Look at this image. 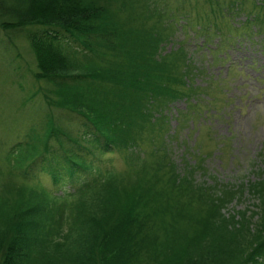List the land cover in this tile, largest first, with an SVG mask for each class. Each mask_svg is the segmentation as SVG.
Masks as SVG:
<instances>
[{
    "label": "trees",
    "instance_id": "1",
    "mask_svg": "<svg viewBox=\"0 0 264 264\" xmlns=\"http://www.w3.org/2000/svg\"><path fill=\"white\" fill-rule=\"evenodd\" d=\"M136 1L139 8L133 7V0L128 4L122 1L129 12L121 17L102 0H0V28L13 33L7 35V44L18 34L33 53L36 64L32 79L37 84L33 95L41 98L38 110L41 109L46 124L41 144L38 136L32 134L27 149L17 152L13 146L5 155L11 165L8 173L11 178L14 171L29 164L24 182L38 185L49 197V203L40 205L38 199L28 200L29 195L20 188L15 189L16 198L12 200L0 192V202L10 204V217L0 222V264H130L143 251H148V261L159 264H165L162 260L172 264H264V241L258 245L254 241L248 251L252 240L248 236L226 240L217 231L214 235L219 237L210 241L204 233L195 237L177 228L182 220L187 221L183 224L186 228L194 221V209L189 213L190 203L217 206L236 192L234 188L225 189L216 196L212 187L194 186L193 174L186 172L177 179L175 166L168 158L171 152L167 147L169 133L164 134V118L150 112L147 116L137 113L135 107L144 105L151 94L163 95L164 101L170 103L163 90L183 86L189 65L182 71L185 56L181 53L161 55L167 39L172 38L170 34L174 35L177 29L165 13L170 6L164 7L163 12L156 1ZM174 11L184 18L177 21L185 23H181V29L187 33L196 30L197 24L203 27L215 22L218 26L211 27L215 34L225 35L226 29L239 33L241 25L246 24L254 29L252 37L264 42V0H180ZM242 38L245 37L237 40ZM214 39L213 33L208 36L209 42ZM237 40H232L228 49L237 46ZM189 92L181 87L173 97L182 98ZM68 113L83 122L82 139L73 140L62 127ZM138 116L142 118L139 120ZM148 116L152 119L146 120ZM134 133L135 142L131 137ZM62 137L75 145L66 148ZM38 145L43 147L41 153ZM141 145L147 155L137 151ZM56 147L61 151H56ZM150 147L162 160L160 169L168 170L164 185L152 190L151 196L166 198L171 202L169 207L163 210L154 206L153 214L141 221L139 217H129V213L120 223L118 217L114 223L101 213L79 209L80 204L116 181L113 172L102 167L104 158L128 156L138 177L141 164L150 156ZM39 165L43 167L40 176L36 174ZM104 178L107 181L99 189ZM150 179L155 180L151 176ZM44 182L47 187L42 185ZM92 187L99 190L93 192ZM261 187L262 183L254 190ZM69 198L75 199L71 217L75 215L78 221L66 226L62 241L54 242L50 226L59 230L60 224L51 220L56 218L55 212L62 213V205ZM153 225L154 239L146 236ZM214 227L225 231L221 224ZM194 237L191 244H184V249L169 259L160 258L166 254L165 249L177 250L170 243H186ZM220 238L226 244L223 248L216 246Z\"/></svg>",
    "mask_w": 264,
    "mask_h": 264
},
{
    "label": "rangeland",
    "instance_id": "2",
    "mask_svg": "<svg viewBox=\"0 0 264 264\" xmlns=\"http://www.w3.org/2000/svg\"><path fill=\"white\" fill-rule=\"evenodd\" d=\"M104 1L112 5L115 15L121 17H125V12H129V7L122 3L132 2L102 0ZM133 1V7L139 8L138 2ZM153 1H156L163 12L164 7L170 6L165 13L173 25L177 24L176 33L170 34L172 38L167 39L161 55L172 53L174 56L181 53L185 56L182 71L186 64L189 65L188 69L185 68L188 75L183 78V86L163 90L164 98L170 99V103L164 101L163 95L155 97L151 94L144 101V105L135 107L136 111L143 116L150 112L155 113L157 118H164V134L169 133L167 147L171 152L168 158L175 166L174 174L177 179L186 172V175L193 174L191 178L195 182L194 186L212 187L216 196L220 195V190L234 188L236 192L231 198L222 199V203L217 206H196L199 201L190 203L189 213L194 209V221L186 228L183 224L187 221L182 220L177 228L191 236L196 235L195 237L204 233L203 236L210 241L219 237L214 235L217 231L226 240H233L235 236L236 239L248 236L252 238L248 247L250 251L254 247V241L256 245L264 241V42H261L259 37L253 38L254 29L246 24L241 25L242 30H239V33L236 29L233 32L226 29L225 35L215 34L211 27L218 26L216 22L203 27L197 24L196 30H188L187 33L181 29L185 23L177 21L178 18H184L178 17L174 11L180 0ZM238 18L236 17V22ZM237 27H240V24H237ZM246 27L250 29H244ZM242 31L248 34L243 35ZM212 33L215 39L209 42L208 36ZM12 34L5 33L0 28V192H4V197L12 200L16 198L15 189L20 188L29 195L28 200L38 199V203L44 205L49 203L46 191L42 192L38 185L23 180L29 164L18 168L20 171H14L10 178L8 168L11 165L5 157L13 146L17 152L26 148L31 143L32 134L38 136V143L41 144L42 135L46 131L43 114L41 109L38 110L42 105L41 98L33 95L37 89V84L32 79L36 64L33 53L28 43L18 34L7 44V35ZM242 36L245 38L238 41ZM232 40H237L238 45L228 49ZM161 86L165 87L166 84ZM181 87L191 92L182 98H174L176 90ZM33 107H36L35 111ZM138 117L139 120L142 118ZM145 119L152 118L148 116ZM63 123L62 127L69 131L73 140L82 139L85 127L79 118L68 113L64 116ZM135 135L136 133L131 135L134 142ZM136 139L138 141L139 137L136 136ZM61 140L66 148L75 145L68 138L62 137ZM38 146V153H41L43 147ZM135 146L136 144H133L132 148ZM57 147L56 151H61V148ZM142 148L143 145L137 151L147 155L148 152ZM153 150L154 148L149 152L147 162L141 164L138 177L133 172V164L128 156L112 155L104 158L102 167L112 171L116 181L111 182L83 205L80 204L79 209L101 213L114 223H117L118 217L120 223L129 213V217H139L141 221L153 214L151 212L154 206L163 210L169 207L171 202L166 198L154 194L151 196L152 190L164 185L163 179L168 172L160 169L162 160ZM42 169V165H39L36 174L40 176L39 170ZM45 175L48 173L45 172ZM150 176L155 180H151ZM106 181L104 178L98 184L99 189ZM261 183L263 187L254 190V186L257 187ZM42 185L47 187L45 182ZM99 189L95 187L92 191ZM74 201L72 198L67 199L65 205H62V213L55 212L56 218L51 220L55 225L59 223V230L62 229L59 231L50 226L54 242L62 241L66 226L78 221L75 215L71 217ZM7 205L10 204L0 202V222L10 217ZM220 220L226 222H219ZM219 224L225 231H222L221 227H214ZM228 224L231 225L230 228ZM153 226L146 232V236L152 239L155 238L156 232L155 225ZM163 235H160V238ZM195 237L188 238L186 243L178 240L170 243L171 247L177 250L165 249L166 254L160 258L169 259L171 255L183 250L184 244H191ZM222 241L224 240L220 238L216 246L223 248L226 244ZM193 248L195 249V246ZM147 253L148 251H143L130 264H159L148 261ZM162 261L172 264L167 262L168 260Z\"/></svg>",
    "mask_w": 264,
    "mask_h": 264
}]
</instances>
